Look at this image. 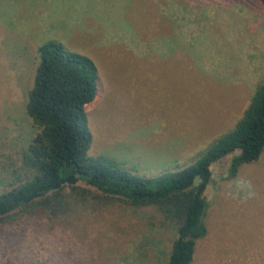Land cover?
<instances>
[{"label": "rangeland", "instance_id": "obj_1", "mask_svg": "<svg viewBox=\"0 0 264 264\" xmlns=\"http://www.w3.org/2000/svg\"><path fill=\"white\" fill-rule=\"evenodd\" d=\"M98 67L88 155L143 178L184 170L243 117L264 81L261 0H0V194L40 132L27 112L39 47ZM212 165L193 264H264V152ZM54 212L0 222V264H168L176 224L86 182Z\"/></svg>", "mask_w": 264, "mask_h": 264}, {"label": "trees", "instance_id": "obj_2", "mask_svg": "<svg viewBox=\"0 0 264 264\" xmlns=\"http://www.w3.org/2000/svg\"><path fill=\"white\" fill-rule=\"evenodd\" d=\"M38 53L27 112L40 132L23 154L20 168L13 171L12 188L0 194V222L33 216L40 210L54 212L64 206L63 193L84 181L106 197L137 207H156L176 224L168 264H193L197 242L208 233L204 193L212 165L239 151L229 170L236 176L243 165L257 161L264 152V81L243 117L198 162L181 171L143 178L88 155L93 136L86 107L98 93L95 62L55 40L40 46Z\"/></svg>", "mask_w": 264, "mask_h": 264}]
</instances>
